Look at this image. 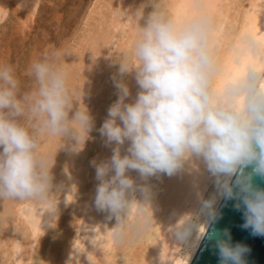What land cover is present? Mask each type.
Wrapping results in <instances>:
<instances>
[{"label": "clouds", "instance_id": "obj_1", "mask_svg": "<svg viewBox=\"0 0 264 264\" xmlns=\"http://www.w3.org/2000/svg\"><path fill=\"white\" fill-rule=\"evenodd\" d=\"M148 5L152 10L145 14ZM205 9L206 0H190V12L178 17L165 0H146L131 15L134 39L116 59L119 75L134 73L139 90L126 102L130 89L122 78L116 80L119 98L100 129L115 148L109 160L96 165L95 206L115 218L110 229L115 246L142 242L155 223L147 198L142 202L133 195L136 185L128 173L172 175L192 157L201 159L217 176L222 194L236 201L241 228L264 237V187L258 182L264 181V68L249 63L234 76ZM249 46L261 54L254 38L241 37L229 50L236 64L243 63ZM67 56L55 46L37 54L25 71L31 80L27 88L14 65L0 63V203L47 206L51 219L57 210L51 171L56 150L68 140L78 151L93 127L83 104L73 111L81 92L73 85ZM214 203L204 202L210 220L217 218ZM185 231L181 223L178 235ZM199 232L217 264H248L250 248L233 241L227 228L207 233L200 225Z\"/></svg>", "mask_w": 264, "mask_h": 264}, {"label": "bare ground", "instance_id": "obj_2", "mask_svg": "<svg viewBox=\"0 0 264 264\" xmlns=\"http://www.w3.org/2000/svg\"><path fill=\"white\" fill-rule=\"evenodd\" d=\"M230 1L232 4L230 8L236 6L245 12L237 39H234L235 42H239L241 37L251 36L257 42L261 52L260 55H256L249 46L243 57V63L239 65L232 60L229 53L233 45L223 52L229 71L234 76H239L247 71L249 63L255 64L258 68H264V0ZM23 3L27 6L29 14L33 7L30 6L29 0H24ZM145 3L146 0H98L89 13L90 20L85 23L73 54L66 58L73 69V85H79L81 92L80 100L74 102L73 111L83 104L93 118V127L88 137L97 128L99 120L104 119L105 121L108 118L110 106L119 98L115 83L120 78H110L113 72L119 75V64H112V62L116 60L117 53L130 47L135 36L134 20L131 15ZM165 3L169 10L178 17L190 12V0H165ZM228 4V0H206L205 10L213 17L215 29L220 20L217 18V14L220 15L218 12L223 8L225 10ZM230 8L227 10L229 14L227 15L231 21L227 23L231 28H235V21L237 22L240 17L237 18L236 10L234 14L231 13ZM151 10L150 6L148 12ZM129 19L131 21L128 22ZM123 80L130 89V96L126 102H131L139 90L135 82V74H126ZM72 143L74 142L64 141L54 155V160H58L61 153L69 154L66 164L56 167L59 170L62 166L61 173L57 172L55 166L52 167L57 170L52 171L54 190L55 192L58 190L56 200L63 193L72 197L73 209L68 225L64 224L61 229L59 226L56 235L51 233L50 238H47L49 246L48 243L43 242L42 232L34 234L29 229L23 240H20L21 237L18 235L19 239L12 232L16 228L14 227L16 220L24 222L20 214L22 206L25 204L36 208L40 206L29 202H4L0 212V262L7 263L15 245L19 244L20 250L26 253L23 256L24 260L18 264H71L69 252L72 242L67 241L68 230L72 229L71 233L69 232L71 235L75 233L86 203L92 196L91 189L99 183L96 179V165L109 160L115 148V144L107 143L106 137L102 134L96 137L89 146L85 140L78 151L71 150ZM55 146V143L50 145L52 148ZM64 157L66 158V155ZM132 173L135 175L137 172ZM70 174L74 175L71 181L67 177ZM131 177L134 180V177ZM165 184L159 198L149 204L155 223L145 239L130 247H118L111 242L110 251L107 249L108 245L103 244L99 249L97 248L93 264H124L123 256L127 257V264H185L184 257L186 256L189 257L187 264L191 263L204 238L199 232V226L204 225L207 232L212 221L205 215L204 202L214 201L217 211L224 197L220 182L217 176L209 172L201 159L192 157L184 163L181 169L170 175ZM181 223L187 231L183 235H178V226ZM54 227L56 230V226ZM18 228L21 231V227ZM23 230L25 233L26 228ZM45 241L47 242L46 239ZM42 244L45 248L48 247L45 251L43 250V259L37 257L38 253H41L39 251L42 250Z\"/></svg>", "mask_w": 264, "mask_h": 264}, {"label": "rangeland", "instance_id": "obj_3", "mask_svg": "<svg viewBox=\"0 0 264 264\" xmlns=\"http://www.w3.org/2000/svg\"><path fill=\"white\" fill-rule=\"evenodd\" d=\"M17 1L16 3L15 0H0V63H10L14 65L23 86L27 88L31 85V80L25 75V71L30 61L49 46L63 48L68 53L66 58L72 55L75 50L74 47L77 46L79 38L82 35L85 23L90 20L89 13H91L92 7L98 0H29L30 6L33 7L29 14L27 6L23 3L24 0ZM230 2L231 1L228 0L229 4L227 8H225V10L224 8L221 9L218 12L220 15L217 14V18L220 20H218L219 22L215 32L220 49L222 48V53L231 47L237 39L239 27L242 19L244 20L245 14L239 7L233 6L235 8H230L232 6ZM150 6L151 5L145 7L146 13ZM229 8L231 13L236 10L235 14H238L237 18L240 17V19H237V22L235 21V28H231L229 26L230 24H228L231 21L227 13ZM129 21H131V19H129L128 22ZM233 35H235V37ZM117 62L116 59L112 64L118 65L119 62ZM111 75V79L125 78V76L121 77L114 72ZM98 123L97 128L87 137L88 140L86 139L88 146L91 145L90 143H92L96 137H100L101 135L100 129L104 123V119L99 120ZM126 148L127 145L121 148L122 154H124ZM65 155L66 158L64 157ZM68 156L69 154H65V152L61 153L59 159L54 160L53 167L55 166L56 168L58 165L64 166L69 159ZM61 168L62 166L59 167V170L56 168L58 171L52 168L51 171L59 172ZM132 172L133 171H130L128 175L134 177L136 190L133 195L137 200L142 202L147 198L148 204L153 203L159 198L166 185L165 183H167L170 178V175L166 173H157L153 176L142 178L139 173H136L135 176ZM67 177L70 181L74 179L73 174ZM96 187L97 184L91 189L92 196L86 203L78 228L76 231L73 230L75 231V233L72 234L74 236L70 234L72 229L69 228L68 230L70 233L68 232L67 241L69 242L70 240V243L72 242L71 251L69 252L71 264H93L95 252L97 248L99 249L103 244L108 245V251L111 250L109 249L112 242L110 239V229L115 225L116 221L115 218L109 219V213L107 211L96 208ZM144 188L147 189V194L141 190ZM56 192H58V190H56ZM63 194L56 200L57 210L54 219H51L46 212L47 206L36 208L30 204L23 205L20 214L24 222L21 223L20 220H16L15 223L18 225L14 223V227L16 226L17 229L14 228V232L12 233L17 236L19 235L21 239L19 236L18 238L23 240L28 233V229L34 234L42 232V240L44 243H48L47 245L49 246V239L47 238H50L51 233L56 235L59 226V229L63 228L64 224L67 226L72 215V197L66 193ZM3 204L4 202L0 203V212ZM23 224H25V226ZM54 226H56V230ZM18 227H21V231ZM53 227L55 232L53 231ZM25 228V233H23V229ZM43 244L42 250L39 251L41 253H38L37 256L41 259H43V252L48 248H45L44 245L46 244ZM15 246L11 254L12 256H10L7 263L5 262L6 264H18L24 260L23 256H25L26 251L22 252L19 244ZM22 253H24V255H22ZM2 262H0V264H5L4 261Z\"/></svg>", "mask_w": 264, "mask_h": 264}, {"label": "water", "instance_id": "obj_4", "mask_svg": "<svg viewBox=\"0 0 264 264\" xmlns=\"http://www.w3.org/2000/svg\"><path fill=\"white\" fill-rule=\"evenodd\" d=\"M234 181L235 176L232 178V182ZM258 182L264 187V181ZM235 203L234 199L223 197L216 211L217 218L211 221L207 233L227 228L231 232L233 241H240L250 248L251 251L247 256L248 264H264V237H253L247 230L241 228L242 215L235 209ZM190 264H217V257L206 235Z\"/></svg>", "mask_w": 264, "mask_h": 264}]
</instances>
